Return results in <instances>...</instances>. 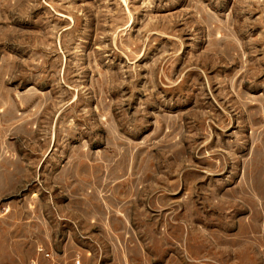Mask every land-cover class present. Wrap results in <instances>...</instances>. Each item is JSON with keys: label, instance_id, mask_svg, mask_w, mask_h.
<instances>
[{"label": "rangeland", "instance_id": "374dc122", "mask_svg": "<svg viewBox=\"0 0 264 264\" xmlns=\"http://www.w3.org/2000/svg\"><path fill=\"white\" fill-rule=\"evenodd\" d=\"M0 264H264V0H0Z\"/></svg>", "mask_w": 264, "mask_h": 264}, {"label": "built area", "instance_id": "2783aa9c", "mask_svg": "<svg viewBox=\"0 0 264 264\" xmlns=\"http://www.w3.org/2000/svg\"><path fill=\"white\" fill-rule=\"evenodd\" d=\"M46 257H50V254H49V253H47V254H46Z\"/></svg>", "mask_w": 264, "mask_h": 264}]
</instances>
